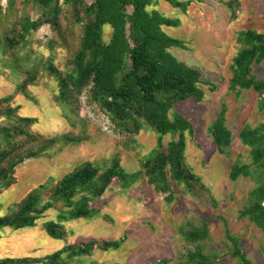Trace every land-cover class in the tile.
Here are the masks:
<instances>
[{
  "label": "trees",
  "instance_id": "trees-1",
  "mask_svg": "<svg viewBox=\"0 0 264 264\" xmlns=\"http://www.w3.org/2000/svg\"><path fill=\"white\" fill-rule=\"evenodd\" d=\"M164 1L184 13L193 3ZM156 4L157 0H23L19 8L12 1L8 11L14 18L10 22L3 17L0 0V54L24 76L14 94L0 99V195L17 183V169L26 160L54 157L64 147L89 139L87 129L92 120L82 116L85 106L95 117L104 116L113 134L134 138L143 131H152L160 136L157 147L140 159L137 172L128 173L119 158L106 169L84 162L58 181L51 179L31 190L14 204V209L0 217V230L33 228L47 213L56 212V218L44 222L43 228L49 237L66 241L67 245L44 258H4L0 264H86L77 259L92 257L96 250L119 249L124 240L69 244L65 225L97 217L100 211L93 205L113 183L128 191L145 180L157 195L165 196L167 203L175 200L179 189L197 204L217 206L210 190L187 161L194 126L175 109L189 100L203 102L207 94L204 87L210 92L217 87L204 80L199 69L172 52L186 49L185 42L169 35L165 28H178L181 21L154 9ZM226 5L236 17L241 0H230ZM44 26L54 33L55 39L46 44L51 52L57 47L70 51L67 71L58 67L53 57L29 64L33 52L28 49L34 34ZM107 27L112 31L110 39L106 38ZM238 41L241 49L231 66L230 90L238 95L254 91L264 110V78L255 73V67L264 64V34L243 31ZM43 72L57 84L55 102L64 109L70 132L53 137L38 133L34 130L38 119L22 116L15 106L17 95L35 101L31 88L40 84ZM227 113L228 108L223 105L209 128L218 154L224 157L231 156L233 144ZM169 134L177 138L165 147L163 137ZM239 137L250 149L251 163L233 164L229 177L232 182L240 178L258 181L240 216L264 233V126L246 127ZM208 230L204 221L182 224L179 233L196 247L180 264H218L219 252H206L203 247ZM226 235L233 245L231 257L238 264H254L229 229Z\"/></svg>",
  "mask_w": 264,
  "mask_h": 264
},
{
  "label": "rangeland",
  "instance_id": "rangeland-1",
  "mask_svg": "<svg viewBox=\"0 0 264 264\" xmlns=\"http://www.w3.org/2000/svg\"><path fill=\"white\" fill-rule=\"evenodd\" d=\"M12 1L20 8L23 0H1L3 17H8L10 22L14 18L8 11ZM192 1L186 13L164 0H157L153 8L181 21L178 28H165L169 35L185 42L186 49H174L172 52L181 61L199 69L204 80L217 87L215 92L204 87L207 94L201 103L189 100L175 107L176 112L188 118L194 126L195 134L188 141L187 161L210 190L217 206L197 204L179 189L176 190L175 200L167 203L165 196L157 195L145 180L128 191L113 183L106 195L93 205L100 211L97 217L65 224L69 232L68 243L124 241L119 249L96 250L92 257L78 258L77 262L180 264L196 246L188 243L178 229L184 222L196 220L208 224V239L203 247L206 252H219L218 264H238L231 257L233 245L227 238L226 229L239 240V247L254 264H264V233L240 216L248 203L249 194L259 183L252 178L232 182L229 177L233 164L251 163L250 149L243 145L239 137L242 130L264 126V110L258 95L254 91H243L238 95L230 90L231 66L241 49L239 34L248 30L264 34V0H241L236 17L226 5L230 0ZM111 34L107 27L106 38L110 39ZM53 39L54 33L49 26L34 34L28 49L33 52L29 64L53 57L54 63L67 71L70 51L57 47L51 52L46 44ZM255 73L257 77L264 78V64L255 67ZM42 74L40 84L31 88L35 101L17 95L15 106L20 108L22 116L38 119L34 127L38 133L53 137L72 131L64 118V109L55 102L56 82L46 72ZM23 79L24 76L10 67L0 54V99L14 94ZM223 105L228 108L227 125L233 132L230 157L218 154L209 135V128ZM82 116L92 120L87 129L89 139L64 147L54 157L29 159L21 164L16 172L17 183L0 195V217L14 209V204L31 190L51 179L58 181L81 163L92 162L106 169L115 158H119L123 168L128 173H134L140 170V159L157 147L160 136L152 131H143L134 138L119 136L109 130V121L104 116L95 117L88 106L84 107ZM176 138L172 134L163 137L164 146ZM56 215V212L47 213L33 228L0 230V259L44 258L64 248L66 241L49 237L43 228L44 222L54 220Z\"/></svg>",
  "mask_w": 264,
  "mask_h": 264
}]
</instances>
